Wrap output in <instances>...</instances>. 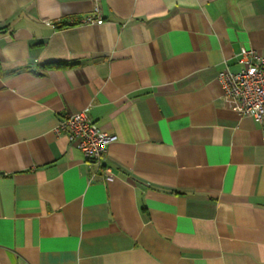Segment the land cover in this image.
Masks as SVG:
<instances>
[{
  "label": "crops",
  "instance_id": "crops-1",
  "mask_svg": "<svg viewBox=\"0 0 264 264\" xmlns=\"http://www.w3.org/2000/svg\"><path fill=\"white\" fill-rule=\"evenodd\" d=\"M243 48L264 0H0V264H264V117L218 78ZM80 112L100 164L56 130Z\"/></svg>",
  "mask_w": 264,
  "mask_h": 264
},
{
  "label": "built area",
  "instance_id": "built-area-1",
  "mask_svg": "<svg viewBox=\"0 0 264 264\" xmlns=\"http://www.w3.org/2000/svg\"><path fill=\"white\" fill-rule=\"evenodd\" d=\"M89 22H102V19ZM243 68L234 72L227 68L219 72V81L225 97L231 106L242 115H251L260 121L264 117V58L254 50L243 48L241 51ZM57 132H66L70 140L76 141L88 158L101 161L107 146L117 139L93 124L86 112L64 117L58 123Z\"/></svg>",
  "mask_w": 264,
  "mask_h": 264
}]
</instances>
